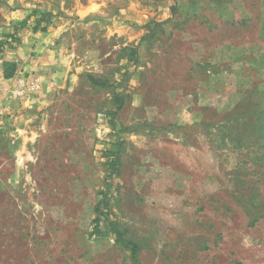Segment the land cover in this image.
<instances>
[{
	"label": "rangeland",
	"instance_id": "1",
	"mask_svg": "<svg viewBox=\"0 0 264 264\" xmlns=\"http://www.w3.org/2000/svg\"><path fill=\"white\" fill-rule=\"evenodd\" d=\"M9 63L0 264H264V0H0Z\"/></svg>",
	"mask_w": 264,
	"mask_h": 264
},
{
	"label": "built area",
	"instance_id": "2",
	"mask_svg": "<svg viewBox=\"0 0 264 264\" xmlns=\"http://www.w3.org/2000/svg\"><path fill=\"white\" fill-rule=\"evenodd\" d=\"M41 80L37 77H20L14 80L11 85L0 84V123L8 114V106L3 105L7 101H25L41 89Z\"/></svg>",
	"mask_w": 264,
	"mask_h": 264
},
{
	"label": "crops",
	"instance_id": "3",
	"mask_svg": "<svg viewBox=\"0 0 264 264\" xmlns=\"http://www.w3.org/2000/svg\"><path fill=\"white\" fill-rule=\"evenodd\" d=\"M16 79L17 78L14 77V78H10L8 80H3V83L7 82L8 84H11ZM30 98L32 99V97H30ZM30 98L27 99V100H25L24 107H22L23 109L25 108V106H27V108H29L30 106H32V104H33V102L35 100L30 101L31 100ZM28 101H30V102H28ZM13 102L14 101L3 102L2 104L5 105V106H8V108L10 109V110H8V115L10 114V120L9 121H11V119H12L13 124H14V122H16L18 119L22 118L23 116H22L21 111L19 110V108H18V110H15L16 103H13ZM18 103H20V102H18ZM22 108H21V110H22ZM15 113L17 115L14 117ZM16 128H17V131L20 132V133H22V132L25 131L24 129L18 128V126H16ZM17 137L18 136H16V135L14 136V140L11 142V145L12 146H9L8 143L6 144L4 142L6 140H4L2 143L0 142V170H1L2 166L4 164H6V163H9V162L12 163V164L17 163L15 161L16 156L18 158L19 155H21V153H24L23 148L26 149V142H25V140L24 141L21 140L20 137H18V138ZM27 139L28 138H26V140ZM1 177H4V176L3 175H0V178Z\"/></svg>",
	"mask_w": 264,
	"mask_h": 264
},
{
	"label": "trees",
	"instance_id": "4",
	"mask_svg": "<svg viewBox=\"0 0 264 264\" xmlns=\"http://www.w3.org/2000/svg\"><path fill=\"white\" fill-rule=\"evenodd\" d=\"M42 20H46V16L45 15H42ZM14 66L15 65L14 64H11V63L5 65L6 69L10 71L8 74L5 75V78L6 79H9V78H11L14 75L13 74L14 73V70H13V67ZM89 79H90L92 85H94V86H100V87H104L105 86L104 83H101L100 81H98L96 79H93L92 77H89ZM117 104H118L117 105V109H118V108H120V104L119 103H117ZM93 234L94 235L100 234V229L98 227V224H96L94 226ZM124 245H129L131 247L132 253L134 254V252L136 251V247L133 244H131V243H124Z\"/></svg>",
	"mask_w": 264,
	"mask_h": 264
}]
</instances>
